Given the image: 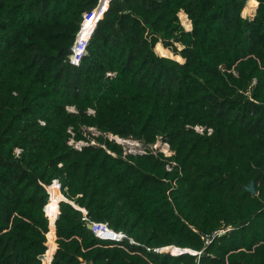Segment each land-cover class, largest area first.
Instances as JSON below:
<instances>
[{"label": "trees", "instance_id": "16d2710c", "mask_svg": "<svg viewBox=\"0 0 264 264\" xmlns=\"http://www.w3.org/2000/svg\"><path fill=\"white\" fill-rule=\"evenodd\" d=\"M100 2L0 0V264H264V0H103L74 64Z\"/></svg>", "mask_w": 264, "mask_h": 264}, {"label": "rangeland", "instance_id": "374dc122", "mask_svg": "<svg viewBox=\"0 0 264 264\" xmlns=\"http://www.w3.org/2000/svg\"><path fill=\"white\" fill-rule=\"evenodd\" d=\"M255 12H256V8L251 7L250 3H248L245 11L243 12V16H253L255 14ZM179 18H180L181 24L185 28V30L189 31L191 29V24L187 20L186 16L181 14V15H179ZM77 47H78V45H76V48ZM156 51L161 56L169 57V58H172V59L174 58L175 60L178 59V61H182L181 57L174 56V54L172 52L168 53V52L164 51L162 46H160V48L158 50H156ZM91 132H92L93 135H96V136L98 135L95 130H92ZM110 139L113 140L112 137H110ZM116 142L124 146V149H125L126 153H140V152H143L142 151L143 150V146L139 142L124 141V140H120V141L116 140ZM72 144H73V142H72ZM92 144H95V143L93 142ZM84 145H86V144L85 143H79V144L76 145V147L79 149V148H81ZM152 148L156 152L157 151L163 152L166 156H170L172 154L170 152L169 146L163 144L161 141L158 142ZM49 220H50V218H49Z\"/></svg>", "mask_w": 264, "mask_h": 264}, {"label": "water", "instance_id": "95a60500", "mask_svg": "<svg viewBox=\"0 0 264 264\" xmlns=\"http://www.w3.org/2000/svg\"><path fill=\"white\" fill-rule=\"evenodd\" d=\"M102 1L103 0H101V2H100V5L98 6V8L94 11V13L93 14H95V19H94V21H93V26H92V28H91V30L88 32V34H87V36H86V40H85V44H84V46H83V48H85V45L88 43V41L90 40V38L92 37V35H93V33H94V31H95V29H96V27H97V24H98V22L103 18V16H104V14H105V12L107 11H105V12H103V8H102ZM83 31H84V26L82 25V28H81V30H80V33H79V35H78V37H77V39H76V43H75V46L76 45H78V47H79V45L81 44V43H79V38H80V36H81V34L83 33ZM74 46V47H75ZM174 59V58H173ZM109 137H112L113 138V140H117L116 139V137L114 138L113 136H109ZM118 138V137H117ZM120 139V138H119ZM247 191L248 192H250L252 195H254V196H256L258 193H257V191H256V189H255V184L252 182L251 184H250V186L247 188ZM64 199L65 200H63L62 202H67V203H70L65 197H64ZM73 205V204H72ZM76 209H78V210H80L79 209V207H76L75 205H73ZM82 211V210H81ZM58 217V216H57ZM56 221H57V218L55 219V221H54V223H53V231H54V234L56 233ZM87 227H88V229L89 230H92V226L89 224V225H87ZM49 229L51 230V221L49 220ZM161 252L163 253V254H171V255H173V256H181V255H184V254H187V253H190V254H195V252H192V251H190V250H188V249H182V248H178V247H175V246H172V247H168V248H164V249H162L161 250ZM54 254H55V252H54ZM54 256V255H53ZM53 256H51V258H49V260H48V264H52V260H53Z\"/></svg>", "mask_w": 264, "mask_h": 264}, {"label": "built area", "instance_id": "2783aa9c", "mask_svg": "<svg viewBox=\"0 0 264 264\" xmlns=\"http://www.w3.org/2000/svg\"><path fill=\"white\" fill-rule=\"evenodd\" d=\"M94 11L92 13L87 14V15L84 16V22H83V24L85 23L86 17L88 15H92L94 13ZM93 15H95V14H93ZM86 45H85V47H86ZM84 51H85V48H83V47L81 49H80V47H77L76 48V46L73 48L74 56L72 57V62L74 64H79V61H80L82 55L84 54ZM56 182L59 184V186H60V192H61V185H60L59 181H54V183H56ZM47 191L49 193L48 187H47ZM49 196H50V193H49ZM82 212L84 214V221L87 222V225L90 224L92 226V230L91 231L94 233V235L98 239L103 240V241L117 242V243H121L124 240H127L128 239V237L125 234H123V233H116L113 230H111L110 227H109V225L106 224V223H96V222H92L91 220L88 219L87 212L85 210H82ZM130 242L131 243H134V241H132V240H130ZM120 247L123 248V249H126L124 246H120ZM43 264H45L44 263V260H43Z\"/></svg>", "mask_w": 264, "mask_h": 264}, {"label": "clouds", "instance_id": "9594fccd", "mask_svg": "<svg viewBox=\"0 0 264 264\" xmlns=\"http://www.w3.org/2000/svg\"><path fill=\"white\" fill-rule=\"evenodd\" d=\"M62 202V201H61ZM45 213H46V216L48 217V215H47V211H46V208H45ZM48 219H49V217H48Z\"/></svg>", "mask_w": 264, "mask_h": 264}, {"label": "bare ground", "instance_id": "6f19581e", "mask_svg": "<svg viewBox=\"0 0 264 264\" xmlns=\"http://www.w3.org/2000/svg\"><path fill=\"white\" fill-rule=\"evenodd\" d=\"M86 18H87V17H86ZM85 20H86V19H85ZM80 46H81V45H79V47H80ZM116 139L119 140V141L121 140V139H119V138H117V137H116Z\"/></svg>", "mask_w": 264, "mask_h": 264}, {"label": "crops", "instance_id": "0c3cea01", "mask_svg": "<svg viewBox=\"0 0 264 264\" xmlns=\"http://www.w3.org/2000/svg\"><path fill=\"white\" fill-rule=\"evenodd\" d=\"M56 234V233H55ZM56 237V236H55ZM56 246H57V244H56ZM56 249H57V247H56ZM56 252V251H55Z\"/></svg>", "mask_w": 264, "mask_h": 264}]
</instances>
